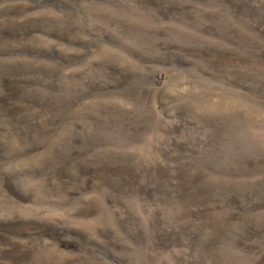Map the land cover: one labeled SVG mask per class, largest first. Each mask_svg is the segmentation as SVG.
<instances>
[{"label":"rangeland","instance_id":"374dc122","mask_svg":"<svg viewBox=\"0 0 264 264\" xmlns=\"http://www.w3.org/2000/svg\"><path fill=\"white\" fill-rule=\"evenodd\" d=\"M0 264H264V0H0Z\"/></svg>","mask_w":264,"mask_h":264}]
</instances>
